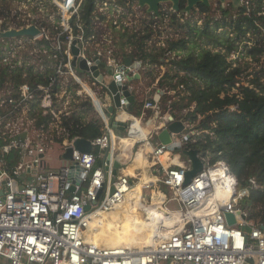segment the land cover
Returning <instances> with one entry per match:
<instances>
[{
  "label": "built area",
  "instance_id": "built-area-1",
  "mask_svg": "<svg viewBox=\"0 0 264 264\" xmlns=\"http://www.w3.org/2000/svg\"><path fill=\"white\" fill-rule=\"evenodd\" d=\"M53 1L62 32L51 37L41 23L24 20L15 26H34L37 35L0 37V264H264V224L250 220L241 207L260 187L256 178L241 187L225 162L210 164L199 154L204 169L186 184L191 162L182 152L194 150L189 144L202 134L188 116L203 117L195 104L171 112L187 85L166 75L177 71L174 62L202 54V16L208 12L198 5L177 11L172 2H162L156 13L139 0H93L95 33L86 38L79 13L86 0ZM207 20L210 29L220 21ZM146 79L157 92L140 102L138 84ZM110 83L127 87L134 103L143 104L140 114L129 112L134 103L120 90L121 107L108 117L114 105ZM163 97L171 98L165 112ZM86 103L92 107L88 115ZM92 112L102 134L91 141L92 152L83 154L73 147L78 138L71 128L75 117L92 121ZM120 113L127 118L119 119ZM172 114L184 130L171 133L164 145L159 135ZM117 122L125 125L123 132ZM127 140L131 146L125 147ZM69 148L72 157L65 159ZM139 153L146 166L132 175L129 166ZM155 193L164 197L161 215L151 212ZM128 204L150 215L152 244L111 247L90 238L97 218L123 214Z\"/></svg>",
  "mask_w": 264,
  "mask_h": 264
},
{
  "label": "trees",
  "instance_id": "trees-1",
  "mask_svg": "<svg viewBox=\"0 0 264 264\" xmlns=\"http://www.w3.org/2000/svg\"><path fill=\"white\" fill-rule=\"evenodd\" d=\"M246 1L248 6H235L234 2H230L226 9H222L221 20L214 23L216 29H225L229 34H234L225 43L220 42L221 40L216 42L217 47L224 48V52L204 50L198 57L191 55L188 59L176 61L173 65L177 67V71L168 72L166 77L172 82L178 79L187 85L185 95L180 97L179 102L172 104L171 112L179 114L181 110L195 104L196 112L203 117L199 120L195 112L188 116V120L195 123V128L202 132L194 143L189 144V148L197 150L210 164L225 162L241 187L248 186L250 178H256L260 187L251 191L246 207L249 209L250 220L264 224V83L258 78L250 79L246 85L241 79L249 69L247 63H241V59L250 58L259 65L264 61V0ZM7 2L8 0H1L2 17L10 9L5 6ZM186 7L187 0H180V10L183 11ZM198 7L204 12L210 10V7L202 3ZM96 10L93 0H86L79 10L86 38L95 33ZM228 16L229 20H226ZM76 19L72 20L74 28ZM210 22L211 20L207 22L206 28L210 27ZM25 25L18 24L15 27ZM47 27L46 24L41 25V28ZM56 28L50 31L51 37L63 31L60 17ZM3 30L8 28L4 25ZM208 30L210 32V28ZM208 30L204 32L205 37L214 39ZM247 36L252 38L249 43L253 45L249 46L247 43L239 52V44ZM233 52L239 53V57L236 61H229ZM180 72H184L185 76H181ZM164 98L161 104L165 101ZM84 107L88 115L92 107L88 103ZM142 107L143 104L134 103L129 112L140 114ZM162 109L164 112L167 110L163 104ZM82 120L83 117L74 118L72 138L93 141L102 134L100 121L93 119L84 124ZM166 158L167 155L164 159Z\"/></svg>",
  "mask_w": 264,
  "mask_h": 264
},
{
  "label": "rangeland",
  "instance_id": "rangeland-1",
  "mask_svg": "<svg viewBox=\"0 0 264 264\" xmlns=\"http://www.w3.org/2000/svg\"><path fill=\"white\" fill-rule=\"evenodd\" d=\"M230 2H233V0H211L210 1V10L208 13H206L205 15H203V25H205L204 29L206 31V29L208 30V28H206L207 19H219L221 20L222 18V9H226L228 7V4ZM222 3V4H221ZM0 4H1V0H0ZM1 6V5H0ZM5 6H9L10 9L7 12L8 17L6 18V20H3L0 22V35L3 32V24L6 22V26L8 28V30H17L19 31V29L21 28H16L15 27V22H22V21H31V25H35L33 22H39L41 23V25L46 24L48 27L46 28V31L50 34L52 29H57L56 27H58V17L60 15V11H58V8H56L57 6L54 4L53 0H8L7 5ZM198 11H195V14H197ZM234 12L232 11L231 14H233ZM208 15V17H207ZM226 20H229V16L226 18ZM24 21V22H25ZM5 30V31H8ZM209 32V30H208ZM209 35L214 36V39H208L207 37H204L201 45L198 47L200 49V51H204V50H212L213 52H224L223 47H217L216 42L219 40H221L220 42L225 43L227 42L229 39L232 38V36L234 34H229L227 32V30L222 29L221 32H219V29H216L214 26L212 29H210ZM13 39V38H12ZM250 39V40H249ZM251 37L247 36L245 37L243 40V42H241L240 45V50L239 52L242 51L243 45L245 44H249V46L253 45L251 43H249V41L251 42ZM19 42V41H18ZM215 45V46H214ZM218 45L219 42H218ZM197 46V45H195ZM221 46V45H220ZM5 47V46H3ZM1 48V47H0ZM28 48V45H27ZM197 48V47H195ZM197 48V49H198ZM196 51V49H195ZM246 56L247 54L244 53ZM230 56L229 60H233L236 61V59L239 57V53L233 52ZM241 63L246 65V63L249 66V69L247 71V73H245V75H243L242 82L243 84L247 85V82L250 79H260V82L264 83V61L259 64L252 62L250 58H244L241 59ZM259 65V66H258ZM254 74V75H252ZM155 75H152L151 78H154ZM151 83L150 79H146L144 80L142 83L138 84V99L139 101H143L145 99H150L152 98L155 94H156V90L154 89H149V85ZM245 85V86H246ZM165 101L162 103L163 105H167V102L169 99H171L170 97H165L164 98ZM101 101L104 100V96L102 97V99L100 98ZM162 106V105H161ZM168 109V106L167 108ZM91 115L88 116V118H92L95 119V114L94 112L90 113ZM57 152L53 153L54 158H57L58 155H56ZM163 192L167 193L170 197V195L172 194V191L170 189L167 188H162L161 189ZM148 194V193H147ZM161 205H159L157 209L162 210L163 209L160 207ZM247 205L243 204L241 207L242 209L249 213V209H247L246 207ZM157 207V206H155ZM156 209V208H155ZM154 209V210H155ZM158 211V210H156ZM121 221H119L118 219L116 220L115 217L112 215L111 218H108L106 221V226L107 227H115L117 229H119L121 227Z\"/></svg>",
  "mask_w": 264,
  "mask_h": 264
},
{
  "label": "water",
  "instance_id": "water-1",
  "mask_svg": "<svg viewBox=\"0 0 264 264\" xmlns=\"http://www.w3.org/2000/svg\"><path fill=\"white\" fill-rule=\"evenodd\" d=\"M210 1L211 0H187L186 10L191 11L196 5H198L200 3H202L203 5H205L207 7H210ZM139 2L142 6H146V5L149 6V9L151 11L156 12V13L158 12L159 4L162 2H172L175 10L178 11L180 9V0H139ZM233 2L235 3V6H238L241 4V0H233ZM37 34H38V30L36 27L33 26L30 28H22L19 31L9 30L5 33H2L0 35V37L3 39L4 38H21V37H31V36H35ZM78 54H79V49L75 48L74 49V55L77 56ZM96 62H98L97 59H96ZM126 63L130 64L131 59L127 58ZM74 64H75V62H74ZM81 66H82V68L87 70V66H86L85 62H83L81 64ZM134 66L139 67V63H134ZM92 71L94 72V75L96 77H99V80L101 81L103 77L99 75L96 67H93ZM109 89H110L111 93L114 95V105L109 107L108 117H110L112 114L115 113L116 108L121 107L120 90L124 91V96L127 98V101L129 104L135 102V97L130 95L127 92L126 86L121 87L120 85L119 86L115 85V83H110ZM175 119H176V115L172 114L170 117L171 123L169 124L168 128L166 130L162 131L159 135V140L164 145H167L171 142V137H170L171 133L180 134L184 130L183 123L180 121H175ZM115 125H116L117 131H119V132L124 131L125 125L123 123L117 122V123H115ZM73 147L76 151H79L80 153H83V154H86V153L90 154L93 150L91 141L87 140V139H83V138L76 139ZM74 149L69 148L66 151L64 158L65 159H71ZM182 153L191 162V170L187 171V173H186V184H188L194 176H196L198 173H200L204 169V163L202 162V160L199 156V152L197 150L183 151ZM228 219H229V221L232 222L233 221V215L229 214Z\"/></svg>",
  "mask_w": 264,
  "mask_h": 264
},
{
  "label": "bare ground",
  "instance_id": "bare-ground-1",
  "mask_svg": "<svg viewBox=\"0 0 264 264\" xmlns=\"http://www.w3.org/2000/svg\"><path fill=\"white\" fill-rule=\"evenodd\" d=\"M127 118V114L120 113L119 119L125 120ZM126 146H131L130 141H125ZM165 157V156H164ZM161 158L163 161L165 160ZM146 161L142 153H139L137 158L133 161L132 164L129 166V172L134 175L135 169L139 167H145ZM147 181H152L153 178L150 176L146 177ZM137 197L141 199V189L137 190ZM164 197H154L153 205L157 206L156 209L151 211L154 214L161 215L164 211L159 210L158 206L162 204ZM161 207V206H160ZM162 208V207H161ZM163 209V208H162ZM158 210V211H156ZM104 218H103V217ZM101 217L97 218L92 223L91 228V235L90 238L98 243H106L107 246H136L139 249H142L149 245L150 242V235H149V228L151 225L150 215H147L146 212L141 210L140 208H136L131 206L130 204L127 205L125 212L120 214L113 215L115 219L121 221V227L119 229L115 227H107L106 221L109 218L105 219V214ZM164 234V233H163Z\"/></svg>",
  "mask_w": 264,
  "mask_h": 264
},
{
  "label": "crops",
  "instance_id": "crops-1",
  "mask_svg": "<svg viewBox=\"0 0 264 264\" xmlns=\"http://www.w3.org/2000/svg\"><path fill=\"white\" fill-rule=\"evenodd\" d=\"M154 197H163V196L162 195H158V193H155Z\"/></svg>",
  "mask_w": 264,
  "mask_h": 264
}]
</instances>
